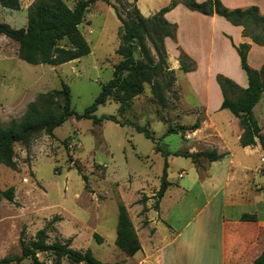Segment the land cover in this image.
Returning a JSON list of instances; mask_svg holds the SVG:
<instances>
[{
  "label": "crops",
  "instance_id": "0c3cea01",
  "mask_svg": "<svg viewBox=\"0 0 264 264\" xmlns=\"http://www.w3.org/2000/svg\"><path fill=\"white\" fill-rule=\"evenodd\" d=\"M35 1L21 0V9H9L13 17L5 22L16 29L27 27L29 8ZM77 1L79 0L73 5L68 4L69 7L73 9ZM127 1L134 2L145 18L154 16L171 2V0ZM196 1L201 3L205 0ZM221 1L229 9L256 6L264 15V0ZM98 2L103 1H97L88 9L81 24L86 28V33L81 32L90 47L92 41L86 34L93 32L92 21L97 16L94 6ZM103 4L105 6H96L100 11L99 15L105 12L106 6L108 7L106 9L114 11L110 5L105 2ZM165 18L177 25L176 39L166 38L165 46L169 69L175 72L176 87L180 92L181 107L184 111L175 119L176 122L170 124L172 126L175 124L173 126L175 128H184L178 132L183 144L177 149H171V144L164 141L170 135L167 134L169 122L157 120V123L163 121L161 133L157 134L153 130L156 139L160 142L157 141V145L156 143L152 145L147 159L143 160L145 169L136 179L131 180L128 186L119 187L118 183L114 184L118 201V212L115 215L117 221L112 231L102 227L101 233L94 234L102 238L101 245L110 244L113 247L116 257L110 261L105 257L99 259L106 264H254L255 259L264 252V173L262 171L264 150L259 142L256 145H242L241 119L232 111L221 109L223 94L216 78L218 75H223L241 88H248V76L242 68L234 44L250 45L248 63L254 70H260L264 65V46L244 36L242 27L233 25L224 17L217 14L204 15L190 10L183 4L166 13ZM85 21H88L89 25H86ZM119 46L120 41L117 47L113 48V54L117 57L116 51ZM182 51L196 63V68L191 72L181 70ZM117 59L112 63L113 71L115 64L120 61L119 57ZM79 60L53 67L61 69ZM256 110L259 111V115H256ZM254 113L263 129L264 95L254 108ZM198 121L199 128L191 130ZM151 122V125L150 123L146 125L151 126L152 129L156 122L154 119ZM76 133L80 134L79 129ZM49 137L54 142L57 141L56 129L53 136ZM79 143L82 147L81 142ZM161 143L163 150L170 153L168 157H164L161 151L156 150V146H160ZM204 151H217L224 157L217 161H209L201 157L196 162L191 158L173 155L177 152L195 154ZM33 152H39L38 147ZM140 154L144 155L143 152ZM166 162L170 186L164 196L159 198L157 194L161 184H156L145 172L148 167L155 168L160 174L157 180L161 181ZM95 163L106 169L107 164L103 165L101 161L98 163L96 160ZM258 175L261 177L258 178ZM35 181L42 185L39 179L35 178ZM39 193L45 194L44 187L33 193L32 207L36 212L43 213L46 212V206H42L38 201ZM98 193L99 190L94 193L87 192L85 187L87 198L83 201L82 207L87 213L90 212L89 214L92 213L91 206L94 200L98 204L107 200V195L101 198V194ZM62 194L64 202L72 197L71 192ZM120 203L127 208L141 244V250L134 256L127 255L116 246ZM244 214L256 215L257 221H242ZM55 216L61 219L58 220L59 223L52 225L53 231L55 229L59 231L58 239L63 242L72 239L73 248L77 238L76 233L65 228V235L62 234L60 225L64 221L63 216L59 213H47L46 218L49 222ZM102 216V213L97 214L96 220L101 221ZM93 253L97 257L95 252ZM68 261L64 259L62 264Z\"/></svg>",
  "mask_w": 264,
  "mask_h": 264
},
{
  "label": "rangeland",
  "instance_id": "374dc122",
  "mask_svg": "<svg viewBox=\"0 0 264 264\" xmlns=\"http://www.w3.org/2000/svg\"><path fill=\"white\" fill-rule=\"evenodd\" d=\"M110 1L115 12L106 9L108 8L106 6L105 12L99 15L100 11L96 6H105L103 2H98L94 6L95 9L93 8L97 13L92 21L93 32L86 34L92 41L93 53L61 69L51 65H31L22 61L19 56L20 44L0 35V128L9 125L12 120L20 122L30 103L37 102L41 95H46L52 90L61 89L62 82L71 88L72 108L77 113H83L93 104L102 86L113 77L112 63L119 57L113 54V48L117 47L119 41L121 44L123 22L129 20L134 6V2L127 0ZM66 2L73 5L76 0H66ZM117 13L121 15L123 22ZM12 17V11L0 3V21L5 22ZM85 24L89 25V22L85 21ZM80 30L85 32V26L81 25ZM155 36V31L152 30L151 37L145 39L144 43L151 52L150 64L152 66L159 64L155 78L159 88L158 95H154L153 86L147 84L145 92L133 101V106L123 115L119 113L120 105L111 101L99 107L96 112L97 117L114 115L122 122L138 123L142 126L148 123L151 125V120L154 119L156 123L152 129L149 126V129L159 134L162 131L163 121L169 122L168 126L172 125L170 123L176 122L175 119L184 113L180 92L170 75L172 73L169 65L155 50L152 42ZM143 58L137 51V59ZM44 100L48 99L45 97ZM45 106L48 107L49 104ZM257 114L259 115L258 110H256ZM160 119L163 121L157 123ZM262 124L264 125V122ZM77 129L80 134L76 133ZM71 134L72 136L69 137ZM262 134L264 135V128ZM49 136L51 135L40 133L27 143L16 144L15 170L4 165L0 166V190L5 191L13 187L15 196L13 201L0 197V260L21 255L22 231L24 240L29 243L48 223L47 213H59L64 218L60 225L61 233L65 235L66 228L77 235L73 243L74 249H91L98 259L105 257L110 261L116 257L113 247L110 244L101 245L95 239L94 233H101L102 227L112 231L117 221L115 215L118 212V201L114 184L118 183L119 187H124L128 186L131 180L136 179L145 169L143 160L147 159L152 145L154 143L157 145L160 140L154 142L146 138L131 124L121 125L104 120L97 126L92 120L77 121L75 118L69 119L62 127L56 129L57 141L54 142ZM70 138L78 144L81 142L83 146L70 151L67 141ZM164 141L171 144V149H177L183 144L179 133L170 134ZM162 144L159 146L161 150H163ZM36 147L39 152H33ZM140 152L144 155L142 156ZM95 160L98 163L101 161L103 165L107 164L106 169L99 167ZM77 167L88 178L87 192L94 193L99 190L98 194H101V198L107 195V200L100 202V205L94 200L91 214L82 207L87 195L85 182L79 175ZM146 169L145 173L156 184H161V181L157 180V176L160 175L158 170L151 167ZM35 178L39 179L43 186L36 183ZM43 187L45 194L39 193L38 201L42 206H46V212L38 213L32 207V196ZM70 192L72 197L64 202L62 193ZM100 213L103 214L102 220L97 221L96 215ZM59 222L56 221L54 224ZM50 232L49 242L60 238L58 230ZM38 256L43 264H54L53 256L47 253H39ZM68 262L64 264H72ZM22 264L34 263L31 259H25Z\"/></svg>",
  "mask_w": 264,
  "mask_h": 264
},
{
  "label": "trees",
  "instance_id": "16d2710c",
  "mask_svg": "<svg viewBox=\"0 0 264 264\" xmlns=\"http://www.w3.org/2000/svg\"><path fill=\"white\" fill-rule=\"evenodd\" d=\"M97 1H103L111 6L110 0H79L72 9L66 0H36L29 8L27 27L16 29L10 24L0 21V35L19 43L20 59L31 65L58 66L84 58L91 53V47L82 34L80 25L83 23L88 9ZM0 3L8 9H21V0H0ZM179 4L204 15L217 14L222 16L233 25L242 27L244 36L251 38L254 43L264 46V15L256 6L229 9L221 0H205L201 3L196 0H171L169 5L162 8L154 16L145 18L134 3L128 21L123 22L121 15L117 13L123 22L120 35L121 44L116 51L121 59L114 66L113 77L102 86L93 104L86 108L83 113H77L72 108L71 88L65 82H62L61 89H55L46 95H41L37 102L28 105L20 122L12 120L6 127L0 128V166L4 165L15 170L17 167L14 161L16 144L27 143L40 133L53 136L54 130L64 125L71 118L76 120L89 119L93 121L94 125H100L104 120L114 121L121 125L131 124L136 131L156 142L157 139L148 125L142 126L138 123L122 122L114 115L99 118L96 116V112L100 106L115 101L120 105L119 113L123 115L131 108L133 101L145 92L147 84L152 85L153 94L158 95L159 88L155 78L157 71H159V64L156 66L150 64L152 56L150 50L146 48L144 40L151 37V32L154 30L156 36L152 38V42L155 50L158 56L168 63L165 39H176L177 25L166 20L165 14ZM234 47L240 56L242 68L248 76L249 86L243 89L233 80L218 75L216 80L223 94L221 109H228L241 119L243 127L242 145H256L259 142L264 150L263 129L254 113V108L264 95V65L260 70H254L250 67L248 63L249 44H234ZM137 51L144 57V60L137 59ZM180 64L181 70L184 72H191L196 68L195 61L183 51L180 54ZM170 71L173 81L176 82L175 72ZM45 97L48 100L43 101ZM55 98L60 100H55ZM46 104L49 106L46 107ZM199 125L198 121L191 130L198 129ZM182 130L184 128H175L170 125L167 134L178 133ZM156 150L161 151L164 157L170 155L169 152L161 150L159 146H156ZM173 155L191 158L196 162L201 157L209 161H217L224 157V155H219L217 151H204L195 154L177 152ZM76 169L82 176L86 189H89L88 178L81 173L79 167ZM167 169L168 163L166 162L161 176V186L157 194L159 198L164 196L170 186ZM262 171L264 173V168ZM0 197L13 201L15 197L14 188L11 187L5 191L0 190ZM60 219L59 216H55L37 232L35 239L29 243L24 240L22 231L20 237L21 255L1 259L0 264H22L25 259H31L34 264H43L39 259V253H47L53 256L54 264H62L64 259H68L72 264H106L99 260L91 249L76 250L72 248V239L64 242L56 239L49 242V232L53 230L52 225ZM241 220L257 221V216L244 214ZM94 237L99 243H102V238L98 234H94ZM116 246L129 256H134L141 250L139 237L129 218L127 208L121 203L119 204ZM254 264H264V252L255 259Z\"/></svg>",
  "mask_w": 264,
  "mask_h": 264
},
{
  "label": "built area",
  "instance_id": "2783aa9c",
  "mask_svg": "<svg viewBox=\"0 0 264 264\" xmlns=\"http://www.w3.org/2000/svg\"><path fill=\"white\" fill-rule=\"evenodd\" d=\"M68 141V148H69V150L71 151V150H75L77 147H79L80 146V144H78V143H76L75 141H74V139H69V140H67ZM263 161H264V159H263ZM26 182L28 181L27 179H24Z\"/></svg>",
  "mask_w": 264,
  "mask_h": 264
},
{
  "label": "water",
  "instance_id": "95a60500",
  "mask_svg": "<svg viewBox=\"0 0 264 264\" xmlns=\"http://www.w3.org/2000/svg\"><path fill=\"white\" fill-rule=\"evenodd\" d=\"M38 252H39V250H38Z\"/></svg>",
  "mask_w": 264,
  "mask_h": 264
}]
</instances>
